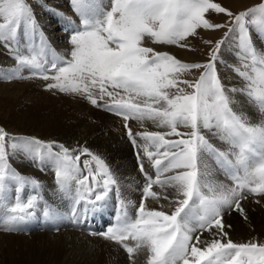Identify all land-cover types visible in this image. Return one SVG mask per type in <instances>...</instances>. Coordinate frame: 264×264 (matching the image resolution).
<instances>
[{
	"label": "snow or ice",
	"instance_id": "obj_1",
	"mask_svg": "<svg viewBox=\"0 0 264 264\" xmlns=\"http://www.w3.org/2000/svg\"><path fill=\"white\" fill-rule=\"evenodd\" d=\"M70 3L79 24L68 21L65 30L71 51L61 57L48 47L28 0H0V45L16 61L11 69H0V80L39 78L49 81L46 90L84 96L93 106L122 117L131 143L142 150L136 155L145 183L135 215L128 214L126 202L120 199L115 222L91 234L121 244L130 257L146 249L147 264H264V244L225 239L223 223L226 210L244 213L240 201L247 198L246 193L264 195V120L252 123L234 111L228 95L240 92L264 113V51L252 39L255 31L264 43V0L238 13L213 0H109L107 6L100 0ZM209 10L228 19L213 22L206 18ZM201 28L227 29L204 63H185L145 46L147 39L158 45L188 47V37ZM229 39L237 50L239 66L233 68L246 82L243 88L226 89L217 72L220 50ZM192 70L203 71L194 81L179 79ZM129 120L152 121L168 131L133 133ZM205 130L229 149L216 148ZM10 152L26 153L41 168H53L58 188L73 202L70 214L76 223L101 212L113 189L119 192L106 161L87 147L69 149L57 142L10 137L0 128V228L5 232L21 231L39 203L37 195L22 197L26 187L38 189L39 181L17 172L9 162ZM208 157L232 181L231 186L209 180ZM145 158L154 176L145 171ZM13 185L15 194L9 204L7 193ZM154 185L165 194L153 191ZM169 187L175 190L171 199L166 194ZM148 198H163L168 210L163 205L159 210L148 208ZM43 216L55 221L60 213L45 205ZM213 228V238L198 246L199 234ZM194 233H199L195 242ZM129 240L134 243L130 245Z\"/></svg>",
	"mask_w": 264,
	"mask_h": 264
},
{
	"label": "bare ground",
	"instance_id": "obj_2",
	"mask_svg": "<svg viewBox=\"0 0 264 264\" xmlns=\"http://www.w3.org/2000/svg\"><path fill=\"white\" fill-rule=\"evenodd\" d=\"M226 2L232 8L240 10L247 8L255 2L257 3V0H225V3ZM28 3L31 5L35 15H37L35 16L36 19L41 20V22H43L42 24H44V26H46L51 32L52 39L49 38V41H47L48 47L54 50L58 56H68L71 51V45L69 44V31H66L65 29L69 26V20L63 21L58 17L59 14H62V12L66 10V8L58 9L66 6L64 0H51L50 2H47L46 0H28ZM108 4L109 2L105 1V4L103 5L107 6ZM56 9H58L59 13L55 11ZM48 14L51 15L49 16ZM49 18L54 19L53 22L51 21L52 23H49ZM73 20L77 25L79 24L78 17ZM225 21V18H218L215 22L224 23ZM40 29L43 32V28ZM53 29H56V32L53 33ZM224 31V28L219 30H206L202 32L204 36L199 40L204 41L206 39V41H213L214 39L221 37ZM196 38L199 37L197 36ZM58 40H61L60 42L62 45L58 42ZM230 40L231 39L228 41L230 42ZM196 41L198 43V39H196ZM145 46L152 47V44L146 39ZM183 48H169L164 50V52L169 51L171 53H176L181 58L187 60H201L198 59L199 57L197 58L196 53L194 55V53L189 51L188 48ZM230 50H232V48ZM229 52H226V54H232V52ZM9 57L6 56L0 48V66H8L10 61L12 63L13 58L11 57L10 59ZM234 62L239 64L236 59ZM230 63L226 65L232 67V63ZM221 73L224 77L229 78L228 83L231 86L229 85L228 88L245 87L246 82L241 78V80H239V76L234 69L226 66L223 68ZM25 74L27 75V70H25ZM43 84V81L41 82L40 80L26 79L20 81L12 80L9 82H0V87L3 89L9 87L8 91L12 94H16L15 98L22 101V104L19 107L20 109L18 110L24 109L25 112L30 114L33 110L47 109L57 113V119L28 120L26 123L29 124H19L14 122L15 116H11L10 119H6L5 117L8 115L5 114L0 115V124H3L20 134L32 135V133H38L44 138L53 137L55 140L62 139V141L68 142L71 149L87 147L93 153L101 156L109 165V168L117 180L119 188L118 193L115 189L109 193L108 200H114L115 197L120 194L125 199L126 204L134 211V213H136V208L141 202L142 188L145 183V178L139 169L136 155L137 151L142 150L135 148L131 143L122 117L106 111L102 107L96 108V106H93L88 100H85L79 95L43 90ZM174 91L175 89L170 90V92ZM229 96L236 98L235 106L237 107V110L240 113L245 114L249 118L250 122L258 123L261 120H264V113L259 112L255 105L249 103V101H247L248 98L245 99L243 97L245 96L244 94L240 92H229ZM232 108L236 111L233 106ZM127 123L133 133L143 131H168L167 128L157 127L152 121L147 120L143 122L129 120ZM179 130L182 132L188 131L186 128H180ZM205 135L209 139L210 143H212L216 148L223 151H227L229 149V145L227 143L221 141L218 137L211 135L206 130ZM168 138L175 139L176 137ZM138 143L143 142L138 139ZM56 150L58 151V149ZM15 153L17 157L22 159H20V165L16 167L18 172L27 178H35L39 181L38 189L34 190L32 186H28L21 193L22 197L27 198L31 195L38 196L39 203L35 212L39 215H41V213L43 215V208L45 205L50 208H54L58 213L66 212L67 208L73 202L71 198L62 193L58 188L53 168L51 166H47L48 172L45 171L44 168V171L46 172L45 174L38 173V171L32 166H29V158L27 157L29 156L28 154L23 152ZM81 159L83 161L85 157H82ZM206 159L209 165V180L217 184L222 183L231 186L232 181L225 176L221 169L218 168L215 161L210 157ZM144 166L145 171L154 176V169L148 163L146 158L144 159ZM30 187L32 194H27ZM153 191L161 192L162 195L165 194L159 186L154 185ZM174 193L175 190L173 188L169 187L166 189V194L169 195L170 199L174 196ZM14 194L13 185L12 191L7 193V200L9 204L13 202ZM246 197V199H242L240 201L244 209L243 214L238 211L230 210H226L224 212V231L228 234L225 239L230 238L235 243L256 241L264 244V228L253 220L254 218L264 217V195L246 193ZM145 203L148 208H156L158 210L161 205L164 206V210H168L169 207L168 201L163 198L159 201H154L151 198H148ZM36 216L37 214L31 218ZM0 219H2V210H0ZM56 220L60 221V223H58L59 231L40 229L22 233L5 232L2 228H0V238L6 237L12 239L19 237L28 241L34 237H40L45 241L46 246L48 247L66 249L67 253L65 255V259L62 260L63 262H60V264H64L67 259L75 261L76 263L82 261L85 264H147L149 253L146 249H142L130 257L121 244L105 239L103 236L90 235L85 232L78 231L70 224H65L64 218ZM229 225L230 227H228ZM215 232L216 230L213 228L211 232L204 231L202 234L194 233L193 242H195L196 235L199 234L200 244L198 246L204 247L205 243L213 238ZM127 243L131 245L134 242L129 240ZM39 262L40 261L37 260L35 264H39Z\"/></svg>",
	"mask_w": 264,
	"mask_h": 264
},
{
	"label": "rangeland",
	"instance_id": "obj_3",
	"mask_svg": "<svg viewBox=\"0 0 264 264\" xmlns=\"http://www.w3.org/2000/svg\"><path fill=\"white\" fill-rule=\"evenodd\" d=\"M46 1L50 2L51 0H46ZM66 1L67 0H64V3L66 4L65 7L58 8V9L66 8V10L63 11L62 14H59V15L57 14V15L63 21H65V20L74 21L73 19H76L77 15L73 11L70 0H68L67 2ZM105 1L109 2L108 0H100V2L102 4H105ZM213 2L220 3L224 7L227 6V8H229L234 13H238L239 11H243L249 7H252L254 4L257 5V4L261 3L262 0H257V3L255 2L254 4L248 6L247 8L240 9V10H236V9L232 8L227 2L225 3V0H213ZM104 6H106V5H104ZM58 9L55 10L57 13H59ZM63 13H65L66 15H63ZM34 15H35V13H34ZM48 15L50 16L51 14H48ZM35 16H37V15H35ZM206 18L212 20L213 22H215L216 19H218V18L219 19L225 18L226 20L228 19L226 15H224L222 13L219 15L217 13L212 12V10H209V13L206 14ZM35 19H36V17H35ZM53 20H54L53 18H49V23H52ZM36 21H37L38 27L43 28V35H45L44 37H45L46 41H49V38L52 39L50 30L46 26H44V24H42L43 22H41V20H39V19L38 20L36 19ZM53 30H54L53 33L56 32V29H53ZM204 31H206V30L202 29V28L198 29L197 34L195 36L188 37L187 41L185 42V43H187L188 47H184V48L176 46V45H160L159 46L158 44H154L151 41L150 42L152 44V47L154 49H156V51L157 50L158 51H162V50L164 51V50L169 49V48H177V49H179V48L187 49L188 48V50L192 51L194 53V55L196 53L197 58L199 57L198 59H201V60H196V61L187 60V59L181 58L176 53H171L169 51H165V52H168L171 55H174L177 59H179L185 63H204V62L208 61L210 50L214 47L215 41L219 40L224 35V33L227 31V29H225V31L223 32V35L221 37H218V38L213 40V44L205 43L206 39L204 41L199 40V39L203 38L204 35L202 32H204ZM197 36L199 38H196ZM259 37L260 36H258L255 31H252V39H253L255 46L258 49L264 51V49H263L264 43H262L260 41ZM254 38H255V40H254ZM196 39H198V43H197ZM60 41L61 40H58V42L62 45V43ZM231 41H232V39L230 40V42L226 41L225 45L221 48L220 54H219V59H218L217 64H216L217 72L219 73V77H220V79H221V81H222V83L226 89L230 85L228 83L229 78L224 77L222 75L221 71L226 66L228 68L234 69L233 65L234 66L239 65L238 63L234 62L235 59L238 61V59L236 57V53H235L237 50H235L236 47H235L234 42L232 41V43H231ZM232 44H233V46H232ZM2 47H4V46L0 45V48L3 50L4 54L8 57L10 56L9 58L11 59L12 56L8 53V50L5 47L4 48H2ZM231 48H232V50H230ZM67 50H69V49H67ZM226 52H229V53L232 52V54L227 55ZM230 62L232 63V67L226 65ZM10 63H11V61H10ZM10 63L8 66H0V69L7 70V69H11L12 67H14L16 65V61L14 59H13L12 63L11 64ZM201 71H203V70H192L190 72L182 73L179 75V79L180 80L194 81V80L198 79ZM31 79L40 80L41 82L43 81L44 84L42 85V89L46 90L45 89V83L47 84V83H49V81H44V80L39 79V78H31ZM14 80H17V79H14ZM20 80H26V79H18L17 81H20ZM239 80H241L240 77H239ZM0 82H9V81L0 80ZM181 87L185 88V90L188 92L192 91L191 88H188L187 86H185L183 84H181ZM8 89H9V87H6V89H3L0 87V115L7 114L8 116L5 117L6 119H10L11 116H15L14 122L15 123L17 122L19 124H29V123H26V121H28V120H38V119L55 120V119H57L58 114L55 113L54 111H49L47 109L46 110H44V109L33 110L30 113L32 115L25 112L24 109L18 110V109H20L19 107L22 104V101H20L19 99H16L15 98L16 94H12L10 91H8ZM228 89H231V88H228ZM46 91H48V90H46ZM53 91L57 92V93H61L59 91H55V90H53ZM228 95H229V93H228ZM79 96H81V95H79ZM81 97L84 98L85 100H87L84 96H81ZM229 97L234 102V105L232 103L231 106L234 107V109L237 111V113H240L237 110V107L235 106L236 98H233L231 96H229ZM243 97L245 99H247L246 96H243ZM0 128H3L9 134L10 137L35 138V139H38V140L46 142V143L57 142L59 144H63L65 147L71 149V146L68 145V142L62 141V139L55 140V138H53V137L44 138L43 136H41L38 133H32V135H25V134L16 133L15 131L6 127L3 124H0ZM11 142H12L11 140L7 141L8 144H10ZM66 142H67V144H66ZM15 154L16 153L10 152L9 162H10L11 166L18 172L16 167H18L20 165V163H21L20 159L21 158L17 157ZM27 157L29 158L28 159L29 166H32L35 170L38 171V173H44L45 174L46 173L45 171L48 172L47 166L41 168L36 163H35L36 165L33 163V160L30 158V156H27ZM35 166H37V167H35ZM44 168H45V171H44ZM30 190H31V187L28 189L29 192H27V194H32V192ZM35 193H37V192H35ZM253 220L255 222H257L261 227L264 228V217L254 218ZM66 253H67V251L64 248L58 249L57 247L46 246L45 241L40 237H34L28 241H25L19 237L12 238V239H9L6 237L0 238V264H35L37 262V260L40 261L39 264H60V262H63L62 260L65 259ZM70 263L71 264H85L82 261H80L79 263H76L75 261H71L70 259H67V261L64 262V264H70Z\"/></svg>",
	"mask_w": 264,
	"mask_h": 264
}]
</instances>
